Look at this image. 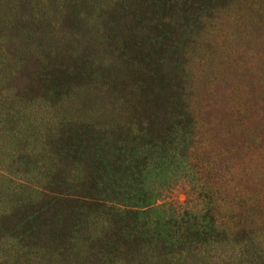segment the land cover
I'll list each match as a JSON object with an SVG mask.
<instances>
[{"label":"rangeland","instance_id":"rangeland-1","mask_svg":"<svg viewBox=\"0 0 264 264\" xmlns=\"http://www.w3.org/2000/svg\"><path fill=\"white\" fill-rule=\"evenodd\" d=\"M138 1L0 0V56L5 49L12 60L4 66L0 57V68L9 67V78L0 69V173L14 181L0 182V236L14 235L39 264H105L118 252L97 237L134 253L139 245L120 237L126 221L112 216L116 208L207 214V225L215 220L233 239L222 250L251 234L264 239V0L259 9L257 0L222 7L187 47L186 62L162 67L144 66L137 48L118 42L124 22L142 14ZM111 22L112 50L101 44ZM124 57L145 72L140 87L117 79L113 95L104 77ZM78 120L89 127L75 131ZM62 121L75 130L61 135ZM142 122L147 135L132 141L126 127ZM121 125L129 138L107 155L109 143L122 141L113 131ZM91 142L122 170L104 190L107 170L85 157ZM111 192L126 206L109 203ZM8 241L0 240L3 262L13 256Z\"/></svg>","mask_w":264,"mask_h":264},{"label":"trees","instance_id":"trees-1","mask_svg":"<svg viewBox=\"0 0 264 264\" xmlns=\"http://www.w3.org/2000/svg\"><path fill=\"white\" fill-rule=\"evenodd\" d=\"M129 1L123 0L121 6L126 8ZM232 2L233 0H141L138 1L140 13H142L141 16H132L131 24L124 22V27L118 32L119 41L116 40L118 37L115 23L111 22L108 38L104 42L101 41V44L108 46V43H110L109 49L112 50L111 42L117 43V41L121 42L122 40L125 43V47L132 46L139 50L138 53H141V56L138 59L146 67L154 62L162 67L171 60L184 63L187 59V47L192 46L193 39L204 29L206 20L212 18L222 7L230 6ZM256 3L259 9L260 0H257ZM149 18H151V21L154 18V21H148L147 19ZM191 22L197 25L189 28ZM189 29H193L196 33L182 38L187 35ZM108 40H111V42ZM174 50L178 52L177 55L173 53ZM8 54H11V52L4 49L0 56L4 66L11 64L12 60L8 59L10 57ZM20 60H22V55L18 59H13L15 68L22 66H16L18 62L23 63ZM74 61L76 62V60ZM132 62V59L124 57L122 65L104 77L108 85L106 90L110 91L113 95L117 94L120 89L117 85V79L125 77L130 79V86L132 88L140 87V74H144L145 70L141 63L132 66ZM83 66L84 64L76 62L77 70H81ZM8 68L1 67L0 69L4 73L3 76L9 78V74L7 73ZM51 71L53 70L49 72ZM77 72L82 75L83 73H87V71ZM54 75L56 78L59 76V74L57 76V73H54ZM11 77L13 78V74ZM50 81L53 82V79H50ZM65 91L66 89L62 90V93ZM67 92H70V90L67 89ZM167 110H171V108H167ZM61 124V129L59 130L61 135H64V129L75 130L65 121H62ZM75 125H79L78 130L75 131H85L89 127L86 123L82 124L81 120L75 121ZM131 125L135 130H128L126 127V132L131 136L132 141H136L140 135L141 137L147 135V128L144 122ZM90 126L93 128V124ZM106 129L107 131L111 130L110 128ZM113 131L118 132L117 135L121 136V138L124 136L122 135L124 134L123 125L113 126ZM56 135L59 136L58 132ZM76 137L81 138V136ZM128 138L125 140L122 138V141L117 142L115 146L113 143H109L114 148L105 150L107 151V155L115 153L114 151H117L116 147L118 144V148H124L123 142L128 140ZM95 149H98V147L95 148L91 142V145L85 147L87 152L85 157L92 164H102L107 170V180L99 182L100 187L104 190L108 185L113 183L110 182V178L122 174V170L119 167L114 168L111 158L106 159L104 154ZM0 182L14 183L13 179L4 173H0ZM105 196L108 197L109 203H114L113 205L117 207H121L118 204L126 206L120 198V193L111 192ZM115 210L112 216L119 217V220L123 217L126 221L125 226L122 227V232L119 233L120 237L123 239L124 237H132L131 239L137 241L139 246L134 253L130 252L131 254L128 255L127 249L117 245L121 243L119 240L117 243H114V241L112 243L97 237V240L103 243L104 249L107 250L106 252H118V254L111 255L105 260V264H133L131 256L138 257V264H264V239L261 240L251 234L252 238L237 242L236 247H232L231 251L222 250L221 247L233 244V239L228 240L227 233L217 226L215 220L210 218L212 223L207 225L206 220L209 218L207 214L199 216L183 212L160 218V216L151 217L153 210L149 206L138 210L130 208H116ZM185 219L192 222L185 221ZM173 221L180 224H172ZM107 226L110 228L112 224ZM19 228L20 226L18 225L15 229L18 230ZM14 239V235L4 234L0 236L1 241L9 240L8 242L12 245L11 252L13 254L11 259H7L4 262L0 259V264H32V259H35L36 264H39L37 257H33V254L36 252L29 254L26 251L27 249L19 244L18 241L12 243Z\"/></svg>","mask_w":264,"mask_h":264}]
</instances>
